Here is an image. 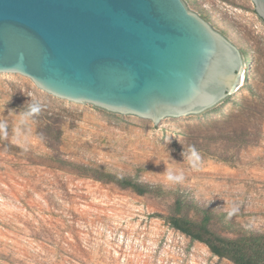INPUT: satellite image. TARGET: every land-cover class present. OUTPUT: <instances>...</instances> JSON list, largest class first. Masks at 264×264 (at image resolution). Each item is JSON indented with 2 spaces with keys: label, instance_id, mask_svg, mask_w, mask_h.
Wrapping results in <instances>:
<instances>
[{
  "label": "rangeland",
  "instance_id": "374dc122",
  "mask_svg": "<svg viewBox=\"0 0 264 264\" xmlns=\"http://www.w3.org/2000/svg\"><path fill=\"white\" fill-rule=\"evenodd\" d=\"M185 1L244 55L242 87L216 115L162 127L0 74V264H232L164 222L171 197L138 196L66 162L161 185L264 233V21L250 0ZM31 101L42 110L20 125ZM190 145L202 157L198 171L184 162ZM169 164L184 172L183 184L165 182Z\"/></svg>",
  "mask_w": 264,
  "mask_h": 264
},
{
  "label": "water",
  "instance_id": "95a60500",
  "mask_svg": "<svg viewBox=\"0 0 264 264\" xmlns=\"http://www.w3.org/2000/svg\"><path fill=\"white\" fill-rule=\"evenodd\" d=\"M243 59L185 0H0V74L162 127L218 114Z\"/></svg>",
  "mask_w": 264,
  "mask_h": 264
},
{
  "label": "trees",
  "instance_id": "16d2710c",
  "mask_svg": "<svg viewBox=\"0 0 264 264\" xmlns=\"http://www.w3.org/2000/svg\"><path fill=\"white\" fill-rule=\"evenodd\" d=\"M65 165L91 176L96 181L110 183L120 189H129L138 196L150 195L158 198L169 196L173 199V214L166 216L164 222L170 228L192 241L205 245L213 256L228 260L232 264H264V233L244 230L238 224L229 221L227 213H215L201 208L176 191L99 166L90 167L72 162H66ZM185 209L193 212L195 219L184 216L182 211ZM216 223L221 224L226 231L235 232L236 236L228 238L218 234L213 229Z\"/></svg>",
  "mask_w": 264,
  "mask_h": 264
},
{
  "label": "clouds",
  "instance_id": "9594fccd",
  "mask_svg": "<svg viewBox=\"0 0 264 264\" xmlns=\"http://www.w3.org/2000/svg\"><path fill=\"white\" fill-rule=\"evenodd\" d=\"M22 61V57H21ZM42 110V105L38 101H31L29 103V106L27 110L21 112L20 115V125H26L31 121V119L37 115L40 114ZM6 124H0V128H3L6 131ZM184 157V162L186 161L187 164L193 169L198 171L200 167L202 166V157L200 152L195 148L194 145L188 146L186 150L182 153ZM176 163L175 161H173ZM165 178V182L168 185H181L185 181V175L182 170H178L172 167L171 164L165 166V171L162 174ZM237 209L233 208L232 211L229 212V218H231L232 215L236 214Z\"/></svg>",
  "mask_w": 264,
  "mask_h": 264
}]
</instances>
